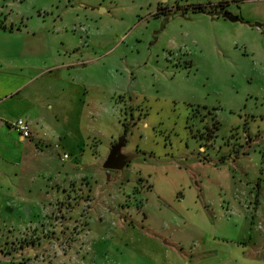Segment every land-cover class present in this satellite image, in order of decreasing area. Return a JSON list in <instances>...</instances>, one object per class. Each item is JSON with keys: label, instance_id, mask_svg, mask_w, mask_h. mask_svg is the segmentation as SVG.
Masks as SVG:
<instances>
[{"label": "rangeland", "instance_id": "1", "mask_svg": "<svg viewBox=\"0 0 264 264\" xmlns=\"http://www.w3.org/2000/svg\"><path fill=\"white\" fill-rule=\"evenodd\" d=\"M221 1L220 14L191 10ZM0 11L63 42L73 65L66 92L54 87L71 98L51 102L38 148L21 167L0 159V264H147L149 226L180 237L182 264H264V0H0ZM123 138L135 157L105 169ZM82 157L88 179L63 201L53 186ZM116 234L136 247L116 255ZM212 236L246 243L222 263L228 253L203 250Z\"/></svg>", "mask_w": 264, "mask_h": 264}, {"label": "crops", "instance_id": "2", "mask_svg": "<svg viewBox=\"0 0 264 264\" xmlns=\"http://www.w3.org/2000/svg\"><path fill=\"white\" fill-rule=\"evenodd\" d=\"M1 13L3 12L0 11V14ZM62 45L63 42H55L50 39V37L46 36L44 32H40L37 28L26 23L22 16L17 18V20L9 18V15H5L3 18L0 17V159L11 161L14 165L16 162H19V166L21 167L22 157L26 150H29L30 145L34 146L38 138L42 136L41 134L39 135L37 128L41 130V128H43V122L49 119L47 109L54 108L51 102L55 104L61 103L63 105L68 104L71 98L69 92L70 95L65 101L54 93L55 85H58L60 90L66 92L65 85L69 80L65 73L69 67L73 66L68 60L69 56L61 50ZM74 84L77 86V83ZM76 100H78V98H75L73 101L75 102ZM20 117L27 119L30 123L32 137L20 135L10 125L13 120ZM64 140H66L64 136H60L61 143ZM42 141L44 145L46 141L43 139ZM36 147H32V151L34 148L36 149ZM244 151V153H247L246 149ZM144 152L147 153L146 151ZM230 156V153L228 156L227 154H223L221 160H223V162H234L238 165L236 170L239 169L241 171L243 166L240 163V157L239 159L230 160ZM81 159L83 160V157L72 163L73 165L69 166L63 174L62 180H56L55 186H53L58 192L63 193L61 197L63 201H65V198L70 197L69 190L72 180L78 181L81 177L88 179L87 174L82 176L78 174L83 168ZM259 168H261V170L264 169L262 166H259ZM234 172L235 171H233V173ZM4 174L5 173L2 175ZM15 174H17V172H15ZM77 187H79V185ZM150 188L147 190H150ZM151 191L152 190L149 192L151 193ZM235 197L236 196L229 197L227 202H236ZM49 204L50 209L55 207L52 202H49ZM65 204L64 202L63 206H65ZM121 204H123L122 207L126 205L125 201ZM63 206L61 209H63ZM0 208L2 212H4L8 206L1 205ZM107 209H109V207H107ZM50 220H52L51 223H54V217ZM119 220L121 224H124L122 218ZM130 223L133 225V222ZM121 226L123 227V225ZM148 228L151 232L149 241L155 246L152 249L145 246L141 251L138 250L144 255V260H146L147 264H182L179 252L183 248V241L180 237L174 234H169L168 236L162 234L158 228H152L150 226ZM209 239H212L209 249L204 248L203 250L205 252L209 251V253L212 254L222 252L228 253L227 258L223 260L222 263L230 262L229 259L233 256L230 250L234 244L236 245V242L246 243L245 239L242 238V240L240 238L235 240L230 239L231 245L227 243L226 249H224L220 247L221 243L219 241L221 240V242H223V238L212 236V238ZM109 240V243H111L113 247L116 246V255L124 254V250L121 249L125 248L119 247L120 244L126 247H136V245L134 246L133 239L130 236L126 237L124 234L111 235ZM201 240H204V235L201 236ZM215 240H218V242H215ZM168 246L172 251H167L166 247ZM223 246L225 247V245ZM174 248H179V252L174 251ZM242 249L244 248L242 247ZM102 251L104 253L107 252L104 248H102ZM240 253L245 257L241 250ZM233 259L231 264H238V258L235 257ZM116 261L117 260L113 259L109 262L111 264H118ZM220 261L221 259L219 258L216 263Z\"/></svg>", "mask_w": 264, "mask_h": 264}, {"label": "water", "instance_id": "3", "mask_svg": "<svg viewBox=\"0 0 264 264\" xmlns=\"http://www.w3.org/2000/svg\"><path fill=\"white\" fill-rule=\"evenodd\" d=\"M223 17L229 19V20H236L237 17L232 15L228 11H224L222 14ZM259 25V24H257ZM124 144V138L117 141L111 148L109 155L107 156L103 167L105 169H115L120 170L125 165L129 163V161L132 160L133 157H135L136 154L134 153H123L122 147Z\"/></svg>", "mask_w": 264, "mask_h": 264}, {"label": "built area", "instance_id": "4", "mask_svg": "<svg viewBox=\"0 0 264 264\" xmlns=\"http://www.w3.org/2000/svg\"><path fill=\"white\" fill-rule=\"evenodd\" d=\"M10 125L22 136H28L31 133L30 123L25 118H17ZM68 156V154L64 153L62 159H66Z\"/></svg>", "mask_w": 264, "mask_h": 264}, {"label": "trees", "instance_id": "5", "mask_svg": "<svg viewBox=\"0 0 264 264\" xmlns=\"http://www.w3.org/2000/svg\"><path fill=\"white\" fill-rule=\"evenodd\" d=\"M226 1H221L216 5L211 6L209 9L203 5H194L191 7L192 11H203L207 13H219L225 8Z\"/></svg>", "mask_w": 264, "mask_h": 264}]
</instances>
